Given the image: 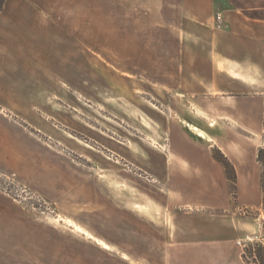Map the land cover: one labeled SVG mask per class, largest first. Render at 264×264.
<instances>
[{
	"label": "crops",
	"instance_id": "0c3cea01",
	"mask_svg": "<svg viewBox=\"0 0 264 264\" xmlns=\"http://www.w3.org/2000/svg\"><path fill=\"white\" fill-rule=\"evenodd\" d=\"M249 12L232 0H5L0 12V170L56 205L83 211L99 206V215L89 213L82 220L84 234L99 239L98 252L130 254L142 264L144 258L137 255L142 251L161 253L148 264H246L239 242L264 238L259 219L238 214L244 206L258 208L263 188L258 153L264 141V19ZM160 26L167 34L162 53L154 40L139 43L138 38ZM105 28H114L121 39L120 49H114L117 61L127 67L134 59L148 62L145 74L130 66L121 74L151 79L153 91L167 97L160 115L138 118L160 128L161 144L131 146L112 142L104 131L89 134L148 183L144 188L138 177L130 178V196L96 200L102 188L97 178L77 170L36 132L58 139L54 126L78 130L59 109H74L76 93L86 98L91 30ZM124 36L130 57L123 52ZM160 60L164 69L156 76L151 70L160 68L152 62ZM121 76L114 77L121 82ZM128 84L133 88L132 81ZM182 108L186 116L173 111ZM214 152L226 158L230 170ZM19 209L0 191V264H25L28 253L46 252L62 263L74 260L72 245L60 242L56 230L27 227L28 215ZM95 216L98 228L91 225ZM144 227L158 231L162 244L145 250L129 244V237L131 242L143 238Z\"/></svg>",
	"mask_w": 264,
	"mask_h": 264
},
{
	"label": "rangeland",
	"instance_id": "374dc122",
	"mask_svg": "<svg viewBox=\"0 0 264 264\" xmlns=\"http://www.w3.org/2000/svg\"><path fill=\"white\" fill-rule=\"evenodd\" d=\"M232 1L239 9H246L248 12L252 11L249 12L251 15L264 19V0ZM1 2L2 0H0V4ZM162 28L163 27L160 26L150 31L144 30V33L140 34L138 37L139 43H151L154 40V46L157 52L162 53V46L165 41H167V34ZM91 36L92 73L90 78V89L87 94H85L86 98L83 94L76 93L74 109H59L60 113H65L73 119L75 127L78 130H67L65 126L58 125L57 128L55 126L53 127L55 130L54 132H58L59 134L58 139L56 135L51 137L49 132L48 135L36 132V135H38V139L43 142L44 145L61 152L77 170L97 178V181L102 184V188L97 191L96 200H100L101 197L106 198V196L112 198L130 196L131 185L128 183L130 178L137 179L138 177L144 188L148 186L146 179L143 178V175L138 174V170L132 167L130 163L122 159L118 160L113 154H110L106 150H102L100 146L92 140L90 135L95 136L94 134L97 135L100 131H104V133H107L106 137L112 142H115V140L121 142L126 141L131 146H155L156 143L161 144L163 135L160 128L148 124L145 120L144 124H142L141 122L143 121L140 122L138 118L143 117L146 119V116L153 112L156 116L160 115V112L165 110L163 103L167 95L162 92L153 91L150 84L152 82L151 79L149 80L144 76L130 77L121 74L122 72H127L126 70L129 66L135 67L136 71L145 74L147 72L148 62H141L140 60L134 59V61H132L134 66L128 61L129 65L127 64V67L126 64H124L125 62L122 64L117 61L115 59L114 49H120L121 39L118 38L119 35L114 28L92 29ZM123 39L124 55L127 54L130 57V49L124 46L125 36ZM99 42L106 44L100 47V44H98ZM151 62L152 61L149 63L151 64ZM152 63L156 66L155 69L159 67L160 70H151V72H154L156 76L158 74L161 76L164 63L161 60L153 61ZM150 67L151 66H149V68ZM98 70H101V72H99L104 75H99V72H97ZM113 75H122L121 82L116 81ZM128 80L132 81V84H134L133 88L129 87ZM131 89L136 90V92H131ZM99 103L104 106L106 105V107H102ZM186 110L187 109L182 108V112L178 110L173 111L186 116ZM179 114H176V116H179ZM121 116H123L122 122L119 120ZM42 122L46 128H51V126L46 123V120ZM33 131L35 132V130ZM252 142L257 144V142ZM261 142L262 147L259 149L258 161L262 176L263 188L260 190L262 201L258 208L247 206L239 208L238 214L244 219H246V217L259 219L258 221L261 222L262 228L264 229V141L262 140ZM214 156L226 167V169L230 170V163L220 152H214ZM104 170H107L108 173L106 174ZM118 175L121 176L125 182L122 181ZM230 175L229 173V176ZM0 191L12 199L17 207L20 208V212L22 211L28 215L27 227L56 230L59 234L58 238L60 242H68L72 245L71 247L69 246V248L74 251V260L65 263L57 261L55 253H28L25 264H142L135 261L137 259L130 256V254H106L98 252L97 249L99 246L95 245L97 243V238L84 234L82 220L87 216V218H89V213L96 212V215H99L97 211L99 206L93 211H83L75 210L67 204L56 205L50 201H46L35 190L22 184L14 175H11L10 172L4 173L1 170ZM232 194L234 207H237L236 188L232 191ZM93 216L94 215L91 217ZM95 219H97V216L92 218L91 225L94 228H98V221ZM94 220L96 222H94ZM139 232L141 237H143L140 238L139 241L134 240L131 242V238H128V243L132 244L135 248L145 250L148 246L162 244L160 239L161 235H159L158 231L147 230L144 227V229L141 228ZM122 233L127 234L129 231L123 230ZM263 239L264 238H261L260 241H254L255 243L249 242L247 244V248L253 249L251 246H255V248L253 250V255L249 258V262H245L246 264H264ZM97 244H99V242ZM258 245H261V247ZM105 247L108 246L105 245ZM137 255L144 258V261H139L148 264L150 261L153 263L157 262L161 253L142 251L137 253ZM117 259L121 262L119 263Z\"/></svg>",
	"mask_w": 264,
	"mask_h": 264
},
{
	"label": "built area",
	"instance_id": "2783aa9c",
	"mask_svg": "<svg viewBox=\"0 0 264 264\" xmlns=\"http://www.w3.org/2000/svg\"><path fill=\"white\" fill-rule=\"evenodd\" d=\"M217 18H218V23H219L218 27H221L222 26V23H221L222 17H221V15H218ZM260 240H261V238L259 236H252V237H248L247 241H245V242H239V245H241L243 247V249H245V248H247V246H248L247 244L249 242L260 241Z\"/></svg>",
	"mask_w": 264,
	"mask_h": 264
},
{
	"label": "trees",
	"instance_id": "16d2710c",
	"mask_svg": "<svg viewBox=\"0 0 264 264\" xmlns=\"http://www.w3.org/2000/svg\"><path fill=\"white\" fill-rule=\"evenodd\" d=\"M4 2H5V0H2V2H1V4H0V12L2 11V8H3V5H4ZM259 247H261V245H258ZM253 249H250V248H245L244 249V252H243V259H244V261L246 262V263H248L249 262V258H250V256H252L253 255V253H254V248H255V246L253 247V246H251Z\"/></svg>",
	"mask_w": 264,
	"mask_h": 264
}]
</instances>
